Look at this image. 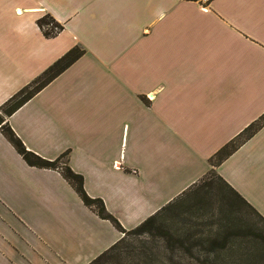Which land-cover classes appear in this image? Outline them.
Masks as SVG:
<instances>
[{
	"label": "crops",
	"instance_id": "1",
	"mask_svg": "<svg viewBox=\"0 0 264 264\" xmlns=\"http://www.w3.org/2000/svg\"><path fill=\"white\" fill-rule=\"evenodd\" d=\"M75 46L7 117L29 149L68 152L127 230L211 169L264 217V125L211 162L264 114V0H0V106ZM123 235L0 129V264H89Z\"/></svg>",
	"mask_w": 264,
	"mask_h": 264
},
{
	"label": "rangeland",
	"instance_id": "2",
	"mask_svg": "<svg viewBox=\"0 0 264 264\" xmlns=\"http://www.w3.org/2000/svg\"><path fill=\"white\" fill-rule=\"evenodd\" d=\"M65 161L66 157L61 159L60 164L64 165ZM217 161L218 156H213L212 164ZM206 182L210 183L196 185L166 210L151 233L129 232L120 253L108 264H134L139 258L143 260V257L133 258L130 253L138 254L143 250L154 253L165 251L171 239L162 234L163 229L170 231L173 240L179 243L176 244L178 247L193 250L192 255L182 249L175 251L177 261L194 264H249V260L240 255L237 249L249 245L260 233L264 234V219L235 196L217 175H210Z\"/></svg>",
	"mask_w": 264,
	"mask_h": 264
},
{
	"label": "trees",
	"instance_id": "3",
	"mask_svg": "<svg viewBox=\"0 0 264 264\" xmlns=\"http://www.w3.org/2000/svg\"><path fill=\"white\" fill-rule=\"evenodd\" d=\"M39 25L43 29L46 36H55L62 28L63 25L59 23L55 18L49 14L41 17L38 20ZM58 28V29H56ZM85 52L80 46H75L69 51H67L63 56H61L56 62H54L48 69H46L39 77H37L33 82L23 87L16 94H14L11 98H9L3 105L0 106L2 111L0 112V129L3 131L5 136L9 139V141L15 146L18 152L24 157V159L33 166H38L42 168H52L61 170L64 177L74 186L76 191L79 193L85 204L93 208L102 218L110 220L115 227L123 232L122 238L117 241L113 246L100 254L97 258H95L89 264H108L110 260L120 253L121 248L126 242V235L129 232H135L139 234H148L156 229V225L159 222L163 213L174 206L179 199L184 197L190 191L193 190L191 188L187 192H185L180 197L168 203L162 209L157 211L155 214L151 215L147 219H145L142 223H140L137 227L127 230L119 221V219L113 215L107 209L104 200L101 197H93L91 196L84 185V177L82 174L75 172L68 160L66 159L65 164L61 165L60 161L62 158L66 157L68 152L61 154L59 157L55 159H47L33 150L29 149L24 141L19 137V135L15 132V130L10 125L7 117L13 114L17 109H19L23 104H25L28 100H30L37 92H39L42 88H44L49 82H51L55 77H57L61 72L67 69L73 62H75L79 57L83 55ZM264 125V114L252 122L247 128H245L239 135L231 139L228 143H226L215 156H218L216 165L231 155L235 150H237L245 141L251 138L262 126ZM210 175H217L219 180H221L224 185L238 198L246 202L256 213H258L262 219L264 217L252 206L250 205L231 185H229L223 178L216 172L215 169H211L197 184L204 185L210 182L207 181V177ZM162 234L168 236L171 241L169 245L166 247L165 251L160 253H154L153 251L148 252V250H143L138 254L130 253L133 258L136 256H142L137 259L138 261L134 264H194V263H185L181 261H177L175 259V251L183 250L185 253L192 255L193 250L191 248L184 249V247H178L179 244L177 241L173 240V236L169 230L163 229ZM174 242H173V241ZM236 250V249H235ZM171 254L168 255L167 253ZM240 255L244 256L249 260V264H264V234L258 235L256 239H253L249 242V245L237 249ZM114 264H122V263H114Z\"/></svg>",
	"mask_w": 264,
	"mask_h": 264
},
{
	"label": "built area",
	"instance_id": "4",
	"mask_svg": "<svg viewBox=\"0 0 264 264\" xmlns=\"http://www.w3.org/2000/svg\"><path fill=\"white\" fill-rule=\"evenodd\" d=\"M56 29H58V28H56ZM115 165H116V166H119L120 164H119V163H116Z\"/></svg>",
	"mask_w": 264,
	"mask_h": 264
}]
</instances>
